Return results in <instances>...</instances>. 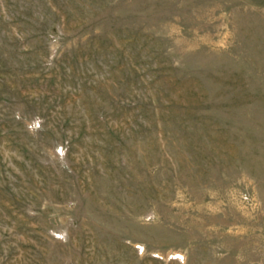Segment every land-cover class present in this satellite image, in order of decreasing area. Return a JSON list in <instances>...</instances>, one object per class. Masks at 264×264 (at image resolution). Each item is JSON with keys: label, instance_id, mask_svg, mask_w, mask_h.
I'll list each match as a JSON object with an SVG mask.
<instances>
[{"label": "rangeland", "instance_id": "1", "mask_svg": "<svg viewBox=\"0 0 264 264\" xmlns=\"http://www.w3.org/2000/svg\"><path fill=\"white\" fill-rule=\"evenodd\" d=\"M0 264H264V0H0Z\"/></svg>", "mask_w": 264, "mask_h": 264}]
</instances>
